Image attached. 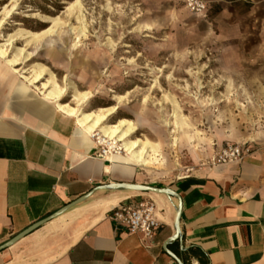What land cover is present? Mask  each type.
<instances>
[{"label": "crops", "instance_id": "crops-1", "mask_svg": "<svg viewBox=\"0 0 264 264\" xmlns=\"http://www.w3.org/2000/svg\"><path fill=\"white\" fill-rule=\"evenodd\" d=\"M204 1L209 29L222 46L218 65L239 67L222 80L261 84L264 93V0ZM21 61L15 66L0 54V246L94 193L0 251V264H264V137L250 141L261 148L241 162L156 178L148 168L163 159L159 142L149 139V165L125 153L101 156L97 137L41 91L43 81L23 78ZM183 123L175 108L165 124L193 130ZM181 134L179 143L193 142ZM113 183L174 194L100 189ZM144 200L156 203L162 220L151 239L109 218L115 207ZM179 209L180 239L172 241Z\"/></svg>", "mask_w": 264, "mask_h": 264}, {"label": "rangeland", "instance_id": "rangeland-1", "mask_svg": "<svg viewBox=\"0 0 264 264\" xmlns=\"http://www.w3.org/2000/svg\"><path fill=\"white\" fill-rule=\"evenodd\" d=\"M50 26L56 32L41 41L16 43L32 56L21 61V72L30 76L40 62L62 87L69 78L75 89L94 94L86 110L119 106L111 124L120 118L136 124L141 117L134 138L161 144L163 159L148 168L152 176H184L211 163L228 144L257 146L250 141L264 137L261 84L222 80L239 67L218 65L220 42L207 17L191 12L185 0H0L1 43L18 28L38 32ZM73 91L64 102L76 106ZM175 108L193 130L166 126ZM180 134L193 142L177 138L174 145Z\"/></svg>", "mask_w": 264, "mask_h": 264}, {"label": "bare ground", "instance_id": "bare-ground-1", "mask_svg": "<svg viewBox=\"0 0 264 264\" xmlns=\"http://www.w3.org/2000/svg\"><path fill=\"white\" fill-rule=\"evenodd\" d=\"M77 3L79 2L76 1L71 3L68 7L70 11L75 10L76 5H78ZM7 10L8 4L3 11ZM8 16H10V12H8ZM45 19L46 21L56 25L59 23L57 18L45 17ZM54 32H56V30L51 26L41 32H32L24 28H18L15 32L9 34V37L5 40V42H0V54L3 57L8 58L12 65H19L22 59L31 60L32 56L31 53L24 47L16 46L18 40H25L26 44L29 45L31 43L41 41L45 36L53 34ZM25 73L26 72L24 71L22 72L23 78L31 81L32 83H41L43 81L40 88L41 91L46 96L57 99L61 109L77 116L81 125H83L91 133L92 137L96 136L95 133L97 132L99 133L101 140H111L112 145H114L117 150V153L113 155H122V153H125L130 155L137 162H142L145 165L150 164L149 157L150 150L153 149L152 142L148 138H134V135L138 131L136 124L132 120L126 118L120 119L116 124L109 123L110 118L118 112L119 106L106 108L100 107L96 110H86V104L90 101L89 99L94 97L93 93L89 91L81 92L75 89L74 85L69 83V78H67L66 81L67 85L62 87L57 81L55 74L49 71V69L40 62H35L33 64V68L31 70L32 77L26 75L27 73ZM71 89L74 90L73 97L76 106H73L70 103L61 102L62 99H65L67 92ZM175 139L177 144L178 140L177 138Z\"/></svg>", "mask_w": 264, "mask_h": 264}, {"label": "built area", "instance_id": "built-area-1", "mask_svg": "<svg viewBox=\"0 0 264 264\" xmlns=\"http://www.w3.org/2000/svg\"><path fill=\"white\" fill-rule=\"evenodd\" d=\"M185 2L188 9L197 15H203L208 10V3L204 0H185ZM95 134L101 149V156L117 153L116 147L112 145L111 140H101L99 133L96 132ZM260 148L249 143L228 144L219 151L211 163L219 165L238 163ZM109 218L126 232L140 233L147 239L153 238L162 226L158 208L152 200H144L136 204L119 205L110 212Z\"/></svg>", "mask_w": 264, "mask_h": 264}, {"label": "water", "instance_id": "water-1", "mask_svg": "<svg viewBox=\"0 0 264 264\" xmlns=\"http://www.w3.org/2000/svg\"><path fill=\"white\" fill-rule=\"evenodd\" d=\"M100 189H111V190L126 189V190H134V191H141V192H154V193H159V194H166V195H169V196L174 194L173 191L171 189H169V188H160V187H154V186H149V185L130 184V183H113V184H109V185L103 186ZM93 193H94V191L88 193L87 195L81 197L77 201L66 205L64 208H62L61 210L57 211L56 213H54L50 217H48L46 219H43V220L31 225L25 231L19 233L14 238H12L8 242H6L3 245H1L0 246V251L13 246L18 241H20L22 238L26 237L27 235L31 234L35 230L39 229L45 223H47V222L59 217L60 215L65 213L68 209L73 207L74 205L79 204V203L87 200ZM180 218H181V209L178 210V217H177V222H176L177 234L173 237L172 241L180 239V226H179Z\"/></svg>", "mask_w": 264, "mask_h": 264}, {"label": "trees", "instance_id": "trees-1", "mask_svg": "<svg viewBox=\"0 0 264 264\" xmlns=\"http://www.w3.org/2000/svg\"><path fill=\"white\" fill-rule=\"evenodd\" d=\"M43 30H45V29H42V30H40V31H38V32H41V31H43Z\"/></svg>", "mask_w": 264, "mask_h": 264}]
</instances>
